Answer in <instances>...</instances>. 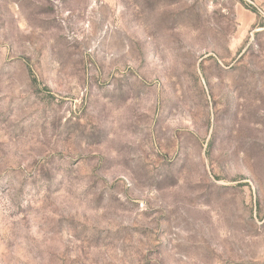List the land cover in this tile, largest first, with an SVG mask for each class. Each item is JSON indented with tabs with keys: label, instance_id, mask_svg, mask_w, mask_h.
I'll list each match as a JSON object with an SVG mask.
<instances>
[{
	"label": "rangeland",
	"instance_id": "rangeland-1",
	"mask_svg": "<svg viewBox=\"0 0 264 264\" xmlns=\"http://www.w3.org/2000/svg\"><path fill=\"white\" fill-rule=\"evenodd\" d=\"M0 264H264V0H0Z\"/></svg>",
	"mask_w": 264,
	"mask_h": 264
},
{
	"label": "built area",
	"instance_id": "built-area-1",
	"mask_svg": "<svg viewBox=\"0 0 264 264\" xmlns=\"http://www.w3.org/2000/svg\"><path fill=\"white\" fill-rule=\"evenodd\" d=\"M190 1H196V0H190ZM210 6H223L227 4L229 0H205Z\"/></svg>",
	"mask_w": 264,
	"mask_h": 264
}]
</instances>
